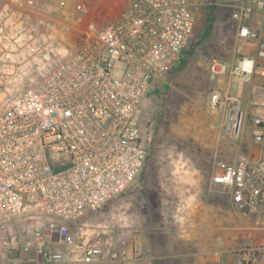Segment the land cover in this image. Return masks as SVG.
<instances>
[{"label": "built area", "instance_id": "built-area-1", "mask_svg": "<svg viewBox=\"0 0 264 264\" xmlns=\"http://www.w3.org/2000/svg\"><path fill=\"white\" fill-rule=\"evenodd\" d=\"M196 6L0 0V264H97L108 256L90 233L67 223L140 178L150 152L138 112L182 62ZM233 19L239 57L213 63L212 76L228 83L212 93L210 108L222 115L224 136L245 144L214 180L229 189L243 229L264 235V0H243ZM254 79L246 104L243 90ZM29 221L37 222L30 235L16 231ZM237 253L238 264H260L264 244Z\"/></svg>", "mask_w": 264, "mask_h": 264}, {"label": "rangeland", "instance_id": "rangeland-1", "mask_svg": "<svg viewBox=\"0 0 264 264\" xmlns=\"http://www.w3.org/2000/svg\"><path fill=\"white\" fill-rule=\"evenodd\" d=\"M196 3L198 22L188 51L138 112L150 152L140 178L100 210L67 223L103 247L108 256L97 264H207L206 256L193 254L216 248L239 262L242 247L264 244L261 235L243 229L229 189L214 180L220 163L236 160L245 144L224 136L222 115L210 108L212 93L228 83L212 76L213 63L233 64L239 57L233 11L243 0ZM22 225L16 231L30 235L37 222ZM114 251L126 253V260L111 261Z\"/></svg>", "mask_w": 264, "mask_h": 264}, {"label": "crops", "instance_id": "crops-1", "mask_svg": "<svg viewBox=\"0 0 264 264\" xmlns=\"http://www.w3.org/2000/svg\"><path fill=\"white\" fill-rule=\"evenodd\" d=\"M6 6L8 7V6H11V5L6 3ZM231 83H232V81H231ZM258 83H259V81L257 79H254L251 83L245 85L244 90H243V95H244V99H245V103L246 104L248 103L249 99L251 98L250 97L251 91L255 90L254 89L255 84H258ZM231 85L233 86V83ZM235 87L237 88V84H236ZM261 237L264 238V235H261ZM216 249L217 250H215V249L212 250V251L210 250L207 253L198 252V253L193 254V256H197V255L198 256H206L208 258L207 259V261H208L207 264H238V261L236 260V256L232 255V253H229L228 250L222 251V250H218V248H216ZM182 251H185V250L183 249ZM175 253H176V256H180L181 255L177 251H175ZM142 259H144V261H147L148 260L147 255H143ZM136 260H138V259H136ZM260 264H264V261H262Z\"/></svg>", "mask_w": 264, "mask_h": 264}]
</instances>
